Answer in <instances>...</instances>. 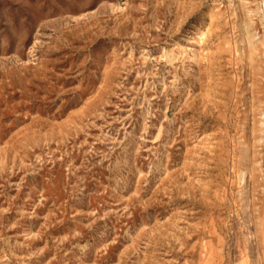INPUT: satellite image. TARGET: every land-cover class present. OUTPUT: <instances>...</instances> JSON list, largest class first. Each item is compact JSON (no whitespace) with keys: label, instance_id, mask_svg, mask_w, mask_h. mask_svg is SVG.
<instances>
[{"label":"rangeland","instance_id":"obj_1","mask_svg":"<svg viewBox=\"0 0 264 264\" xmlns=\"http://www.w3.org/2000/svg\"><path fill=\"white\" fill-rule=\"evenodd\" d=\"M264 264V0H0V264Z\"/></svg>","mask_w":264,"mask_h":264},{"label":"bare ground","instance_id":"obj_2","mask_svg":"<svg viewBox=\"0 0 264 264\" xmlns=\"http://www.w3.org/2000/svg\"><path fill=\"white\" fill-rule=\"evenodd\" d=\"M249 264V263H248Z\"/></svg>","mask_w":264,"mask_h":264}]
</instances>
